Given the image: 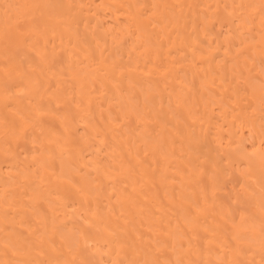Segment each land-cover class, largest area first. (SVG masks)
<instances>
[{"label":"bare ground","instance_id":"1","mask_svg":"<svg viewBox=\"0 0 264 264\" xmlns=\"http://www.w3.org/2000/svg\"><path fill=\"white\" fill-rule=\"evenodd\" d=\"M0 264H264V0H0Z\"/></svg>","mask_w":264,"mask_h":264}]
</instances>
